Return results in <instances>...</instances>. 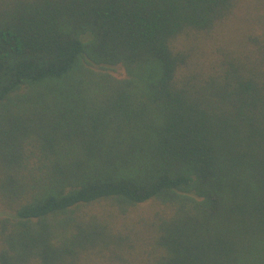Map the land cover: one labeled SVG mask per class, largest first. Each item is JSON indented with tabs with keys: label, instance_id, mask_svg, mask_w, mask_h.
<instances>
[{
	"label": "trees",
	"instance_id": "trees-1",
	"mask_svg": "<svg viewBox=\"0 0 264 264\" xmlns=\"http://www.w3.org/2000/svg\"><path fill=\"white\" fill-rule=\"evenodd\" d=\"M0 264H264V0H0Z\"/></svg>",
	"mask_w": 264,
	"mask_h": 264
}]
</instances>
